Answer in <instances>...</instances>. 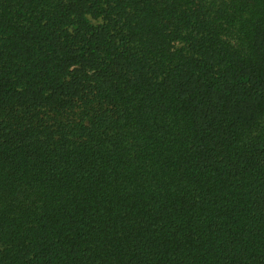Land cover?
I'll list each match as a JSON object with an SVG mask.
<instances>
[{"label":"trees","instance_id":"trees-1","mask_svg":"<svg viewBox=\"0 0 264 264\" xmlns=\"http://www.w3.org/2000/svg\"><path fill=\"white\" fill-rule=\"evenodd\" d=\"M0 264H264V0H0Z\"/></svg>","mask_w":264,"mask_h":264}]
</instances>
